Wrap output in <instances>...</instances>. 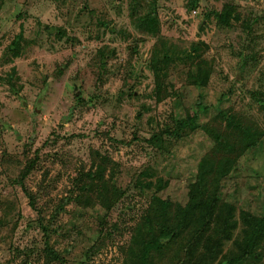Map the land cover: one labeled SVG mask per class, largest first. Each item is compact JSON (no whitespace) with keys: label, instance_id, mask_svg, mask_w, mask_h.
Listing matches in <instances>:
<instances>
[{"label":"rangeland","instance_id":"1","mask_svg":"<svg viewBox=\"0 0 264 264\" xmlns=\"http://www.w3.org/2000/svg\"><path fill=\"white\" fill-rule=\"evenodd\" d=\"M225 4L234 18L220 26ZM20 31V56L2 61ZM165 44L173 59L156 93L148 65ZM199 64L202 87L191 81ZM219 110L258 132L252 147ZM192 114L180 137L148 141ZM214 132L236 160L212 214L225 236L218 257L252 249L245 264H264V0H200L192 11L186 0H0V264H144L189 201Z\"/></svg>","mask_w":264,"mask_h":264},{"label":"trees","instance_id":"2","mask_svg":"<svg viewBox=\"0 0 264 264\" xmlns=\"http://www.w3.org/2000/svg\"><path fill=\"white\" fill-rule=\"evenodd\" d=\"M200 0H186L188 11L195 10ZM218 25L228 26L234 18L233 9L229 4H225L220 10L214 11ZM141 26L149 33L157 31V22L154 17L149 14L140 16L138 19ZM24 36L22 31L17 33L14 38L5 47L1 56L2 61L12 63L13 59L20 56L22 51V42ZM203 43V42H200ZM198 45H193L191 51H197ZM189 51L188 55L193 52ZM173 59L172 52L169 51L168 45L156 46L149 61V68L155 79L156 93L163 88L164 78L167 76V68ZM194 72V80L192 83L197 87H202L207 81V72L199 64ZM15 73V66H12L9 77ZM13 86V85H12ZM202 103L198 102L197 106L201 107ZM218 115L225 121L227 128L236 130L241 135L243 147H252L257 138L258 132L252 131L240 124L237 118L232 114L218 111ZM197 123V115L192 114L181 117L175 121L173 127H166L160 133H154L148 141L158 143L162 138V134L168 138L180 137L182 132L190 130ZM215 144L210 153L204 155L198 163L197 172L194 178V184L189 195V201L179 211L173 226L159 235L153 244L152 252L144 259V264H156L158 258L165 255L172 257L171 264H245L248 260L253 259L255 252L252 249L242 251L237 256L221 253L222 243L225 240L223 231L214 223L212 214L215 201L219 196L223 179L229 175L235 165V158L231 156L234 151L235 144L229 136L214 132ZM31 162L26 166L21 177H25ZM23 180H19L21 186ZM24 191L29 199V205L36 209L34 197L31 192L25 188ZM40 227L44 232L45 247L48 248L47 228L40 222ZM137 236L148 233L143 227H138ZM264 238V212L260 220L259 229L256 232V239ZM137 241V239H136ZM138 244V242H136ZM48 248V252H51Z\"/></svg>","mask_w":264,"mask_h":264}]
</instances>
